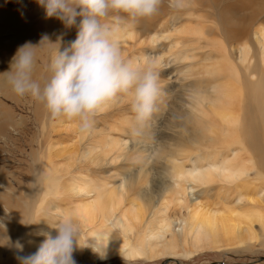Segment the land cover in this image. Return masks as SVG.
<instances>
[{"label":"bare ground","instance_id":"obj_1","mask_svg":"<svg viewBox=\"0 0 264 264\" xmlns=\"http://www.w3.org/2000/svg\"><path fill=\"white\" fill-rule=\"evenodd\" d=\"M202 1L191 0V6L185 10L184 16L185 19H195L196 24H187L189 27L184 26L183 30L178 31L175 22L182 15L172 14L165 4L149 21L153 26L171 23L174 30L172 35L180 33L179 38L151 34L152 26L142 20L134 25L133 30L116 26L127 58L141 66L149 60L156 61L162 96L156 116H153L156 118L143 127L135 124L131 97H123L106 105L96 117L102 126L95 125L92 131L98 135L97 140L86 143L76 155V159H84L93 149L99 150L103 159L96 168L98 171L91 166L78 164L76 167L83 170L82 174L77 173V169L69 172L70 180L67 181L72 182H68V187L74 193L70 197H76L78 201L94 198L87 202H76V210L71 213L82 228L80 243L83 247L73 254L76 262L84 248L108 253L127 249L128 234L135 231L142 242L147 239L164 240L165 231L173 232L178 211L185 212L181 218L184 238L191 234L199 242L208 240L210 235L231 232L238 226L236 219H233L236 214L241 216L240 219L246 217L248 224H251L253 213L251 215L249 211L263 205L258 200L264 201V188L260 186L264 182V24L255 29H250V23L227 28L226 21L222 20V15H218L214 6ZM246 2L242 0L241 5L234 3L230 6L233 15L228 21L239 20L238 12ZM138 26L142 30L137 29ZM161 38L170 42L165 49L168 47L167 51L172 50L176 54L171 52L176 58H169V63L163 61L166 53L160 54L158 50L163 47ZM227 40L231 55L236 51L245 66L244 69L234 68L232 71L235 79L243 83V98L236 92L235 96L234 88L230 89L227 85ZM256 40L262 50L260 56L251 44ZM200 60L207 61L209 66L201 71L195 67L196 72L180 70L182 64ZM237 104L238 108L235 107ZM39 109L38 106V112L41 111ZM42 111L45 112L44 109ZM165 130L168 131L166 134ZM249 150L260 159L254 167L247 165L252 160L240 158ZM83 153L84 156L78 157ZM123 155L125 160L134 161L133 166L118 168L116 164ZM89 171L91 174H101L102 181L89 182L86 176ZM64 184L68 185L67 182ZM214 194L220 200H234V206L246 197L255 201L248 208L227 207V215L224 216L221 213L223 209L211 207L202 201L203 196L211 198ZM256 195L257 199L254 197ZM54 201L51 204L54 203V209H58L60 206ZM139 201L144 202L141 204L145 210L142 218ZM243 208L249 210L243 215L239 214L238 211ZM68 214L65 212L64 216ZM218 216L222 218L217 219ZM47 217L44 221L34 216L28 219L26 227L18 228L16 233L20 235L23 251L14 252L12 261L20 264L17 255L35 253L46 238L41 233L56 234L57 230L52 226L56 225L57 218L54 215ZM2 222L10 230V223ZM232 222L235 226L230 224ZM248 224L247 228L250 227ZM141 228L146 232L141 233ZM178 238L176 235L171 240H165L170 243L165 246L172 248L179 242ZM127 252L131 254L134 249Z\"/></svg>","mask_w":264,"mask_h":264},{"label":"rangeland","instance_id":"obj_2","mask_svg":"<svg viewBox=\"0 0 264 264\" xmlns=\"http://www.w3.org/2000/svg\"><path fill=\"white\" fill-rule=\"evenodd\" d=\"M241 1L203 0L202 2L214 6L218 15L220 16L221 14L222 20L226 21L227 28L240 27L243 24L248 25L249 23L250 29L261 27L264 24V0H246L248 2L238 12L239 20L233 21L230 19L228 21L233 15L230 6L234 3L241 5ZM164 4L172 14L182 15L181 19L175 21L178 24V31L183 30L185 28L184 26L189 27L196 24L195 19H185V10H171L172 8L168 6V0H165ZM225 6H227V15ZM117 15L116 13L110 15L107 18L110 21L109 23L133 30L134 25H137L142 20L152 26L151 34L161 37L169 36V38H179L180 36V33L177 36L172 35L174 34V30H172L171 23L167 25L163 24V26L158 23V25L153 26L149 22L153 17L132 20L127 18V15L123 13H120V16L125 17V19L117 21ZM168 16L166 15L165 17ZM81 19V17H78L75 25L66 26L56 17H47L45 9L39 4L38 0H0V264H19L18 261L15 263L11 260L14 252L18 251L15 247L16 243H20V235L16 232L21 226L26 227V222L29 218L37 216V219L39 217L40 220L45 221L48 219L47 216L54 215L57 218L56 223L64 216L65 212L71 214L76 210V202L81 203L94 199L91 197L92 199L90 200L81 199L78 201L76 197H70L74 193L68 187L70 185L68 182L72 181L67 180H70L69 172L74 169H77V173L82 174L83 170L80 167H76L78 164L91 166L93 170L98 171L96 168L103 161L99 150L91 149L88 151L90 154L85 156L84 159H76V155L80 153L82 146L97 140L98 135L96 132L88 134L81 132L79 124L75 120H68L63 117L58 119L51 118L50 113L43 103L29 96H18L7 82V72L10 71L12 59L21 45L26 42L38 45L46 35L51 42L60 43L61 50H63L71 41L76 39ZM130 24L132 26H128ZM38 29H42V31ZM137 29L142 30V27L138 26ZM33 33L38 35L36 36ZM161 39L163 47L158 50L160 54L162 52L163 54H167L163 56V61L169 63L170 59H173L172 56L176 54L172 50L167 51L168 47L167 49L165 47L170 42L168 40L164 41L163 38ZM58 43L49 45L47 42H44L41 46L34 73L36 79L42 80L49 75L47 65L50 60V54L59 47ZM251 44L256 48L258 56H260L262 50L259 42L256 40L251 42ZM238 56L236 51H234L233 56L231 55L227 40V85L230 89L234 88L233 94L236 92L238 96H241L240 98H243V83L238 82L232 72L234 68L235 70L245 68L242 60H239L240 58ZM200 61H195L196 63L192 62L191 64L184 63L179 68L180 70L182 69V72H188V70L196 72L195 67L199 69L197 71H201L204 67L209 66L207 61ZM188 66L191 68L189 69ZM199 67L202 68L200 69ZM180 70L178 73L176 71L175 74L177 73L179 75ZM38 106L40 107L39 110H41L39 111L40 113L37 111ZM235 107L238 108L239 105L237 104ZM168 108H170V103L168 104ZM154 116L156 115L154 114ZM155 118L152 117V119ZM95 125L102 126L97 121ZM167 132L165 130L164 134ZM113 136L122 138L120 135L113 134ZM236 146L238 145L236 144ZM82 156H84V153L78 157L81 158ZM124 157L123 155L116 164L118 168L121 166H133V160L127 161ZM240 158L244 159V161L252 160V163L245 162L250 167H254L260 160L259 156L250 150L244 152ZM88 174L86 176L89 182L102 181L101 174H97V172H92L91 174L90 171ZM65 182L68 185H65ZM260 186L264 188L263 181L260 183ZM215 197H217L216 194L211 198L203 196L202 201L211 207L223 209L221 213L225 214L224 216L227 215V207H237L239 209L244 206L248 208L255 201L254 199L246 197V200L244 199L240 204L234 206V202H232L234 200H220ZM254 197L256 199L258 198L257 195ZM52 201L60 207L54 209V203L51 204ZM67 201L73 202L68 203ZM141 201H139V204L143 205L144 202ZM258 203L263 204L261 208L257 207L249 211L251 215L253 213L252 225L248 224L249 221H247L246 217L240 219L241 216L236 214L233 219H236V226H238L236 228L232 227L234 228L231 231L232 233L220 232L218 235H210L208 240H200L199 242L194 240L191 234H188L185 239L182 234L183 222L181 221L185 212L180 213L178 211L173 222L174 234L173 232L170 233V230L165 231L166 239L164 238V240L159 241L147 239L142 242L137 238V231H135L134 233L128 234L127 240L129 241V245L127 249L116 250L111 252L113 253L111 254L106 251H100L98 253L93 248H84L77 264H162V261L168 257H172V259L165 264H210L213 261L221 260H224L225 264H264V259H260L261 256H264V201L258 200ZM141 206L139 212L142 218L144 217L145 210L143 208L144 206H142V209ZM247 210L243 208L238 212L243 215ZM221 218V216H218L217 219ZM2 220L10 223V230ZM230 224L235 226L233 222ZM247 224L250 226L248 227L250 230L246 227ZM8 231L10 233L6 234ZM115 232L119 233L118 230ZM140 232L145 233L146 231L141 228ZM176 235L179 237V242L173 245L172 248L169 246L166 247L165 244L169 245L170 243L165 240H171ZM128 249L132 251L134 249V252L129 254L127 252ZM101 254H103V258H101ZM215 264L221 263L216 262Z\"/></svg>","mask_w":264,"mask_h":264},{"label":"clouds","instance_id":"obj_3","mask_svg":"<svg viewBox=\"0 0 264 264\" xmlns=\"http://www.w3.org/2000/svg\"><path fill=\"white\" fill-rule=\"evenodd\" d=\"M38 2L47 17H56L66 26L75 25L78 17L82 19L74 41L63 50L57 42L59 47L50 54L47 65L49 75L42 80L34 76L40 48L44 42L57 43L45 35L38 45L26 42L18 48L7 72V82L14 93L43 103L53 119L63 117L77 121L84 133L94 130L96 117L106 105L131 97L135 124L146 125L158 111L162 96L156 61L149 60L141 66L127 58L117 35L118 28L105 21L113 13L126 14L132 20L152 18L160 12L165 0ZM168 6L184 11L191 6V0H168ZM116 19L120 21L125 17L117 15ZM52 227L57 230L56 234L41 233L46 238L35 253L17 255L20 264H77L73 254L83 247L78 219L68 214ZM15 247L23 251L19 242Z\"/></svg>","mask_w":264,"mask_h":264},{"label":"water","instance_id":"obj_4","mask_svg":"<svg viewBox=\"0 0 264 264\" xmlns=\"http://www.w3.org/2000/svg\"><path fill=\"white\" fill-rule=\"evenodd\" d=\"M171 259H172V257H168V258L164 259V260L162 261V264H165L166 262H168V261L171 260ZM260 259H264V256H261ZM216 262H219V263H221V264H225L224 260H221V261H213V262H211L210 264H215Z\"/></svg>","mask_w":264,"mask_h":264}]
</instances>
